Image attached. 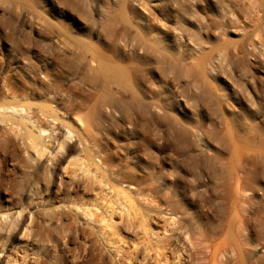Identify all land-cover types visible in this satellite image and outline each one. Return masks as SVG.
I'll return each mask as SVG.
<instances>
[{
  "label": "rangeland",
  "instance_id": "rangeland-1",
  "mask_svg": "<svg viewBox=\"0 0 264 264\" xmlns=\"http://www.w3.org/2000/svg\"><path fill=\"white\" fill-rule=\"evenodd\" d=\"M116 49H136L142 80L121 75L159 116L157 148L141 133L149 118L96 115L86 96L91 64L129 66ZM1 76L19 101L29 82L48 132L26 160L22 131L0 121V158L16 167L0 182V221L22 213L16 237L0 227V264H73L91 248L107 264H264V0H0ZM23 163L39 183L28 190L16 186ZM105 204L113 229L82 212Z\"/></svg>",
  "mask_w": 264,
  "mask_h": 264
},
{
  "label": "bare ground",
  "instance_id": "bare-ground-1",
  "mask_svg": "<svg viewBox=\"0 0 264 264\" xmlns=\"http://www.w3.org/2000/svg\"><path fill=\"white\" fill-rule=\"evenodd\" d=\"M128 48V47H127ZM134 48V46H133ZM132 48V49H133ZM80 49V48H79ZM136 50V49H134ZM132 50L131 52L129 51L128 53H122V50L121 49H116L115 52H117V56L120 55L121 59L130 63L129 66L127 67H121V66H115V67H112V66H106V65H103V64H99L97 66H92V64L90 65V70L93 71V73H89L87 70V72H85V75H87L86 73H89L91 74V79H90V82L92 84V87H93V92L88 91L86 92V96H96V103L94 104L93 106V109H94V113L96 115H104L102 114V112L105 110L106 114H108L109 116L112 115L113 111H119L121 112V117L126 120H130V121H136V122H140L142 121L143 119L147 120V118H149V124L146 125L145 127H142L140 130H141V133H143V135L146 136L147 138V145L148 146H151L153 148H157L158 144H157V141L159 139V136H160V132L157 128V124H158V121H159V116L157 114L156 111H153V105L151 104L150 106L147 105L145 102H143V99L140 98L137 94L133 93L131 90H130V84L127 82V80L124 78V73L126 74V72L130 73L132 75V77H134L136 75V78L139 80H142V70L139 68V66H137V64H135V61H136V53L135 51ZM125 51V50H124ZM127 51V50H126ZM73 52V51H72ZM76 53V50L74 51ZM78 53V52H77ZM76 53V54H77ZM85 53V52H84ZM72 54V53H71ZM69 54V55H71ZM74 54V55H76ZM86 54V53H85ZM145 54V52H144ZM142 54V56L144 55ZM67 55V56H69ZM73 55V57H74ZM148 55V54H146ZM72 56V55H71ZM69 56V57H71ZM82 56V55H81ZM80 56V57H81ZM86 56V55H85ZM84 56V57H85ZM145 56V55H144ZM150 57V55H148ZM147 56V57H148ZM64 57V56H62ZM70 58L71 61L74 59V58ZM76 57V56H75ZM79 57V56H78ZM68 58V57H66ZM64 58V59H66ZM77 58V57H76ZM75 58V60H76ZM144 58V57H143ZM80 59H83L82 57ZM87 59V58H86ZM85 59V60H86ZM138 59V58H137ZM68 60V59H66ZM70 61V60H69ZM81 61V60H80ZM138 61V60H137ZM74 62V61H73ZM73 62H70V63H73ZM83 63V61H81ZM68 64V65H71V64ZM80 63L79 62V58H78V62L77 64ZM76 64V65H77ZM81 66V64H79ZM78 65V66H79ZM85 65V64H84ZM73 68L74 67H77L74 65H72ZM79 66V67H80ZM83 66V64H82ZM81 66V67H82ZM6 67H2V69H4ZM83 68V67H82ZM86 68V67H85ZM40 69L45 73L46 72V66L44 64H40ZM81 70V68H80ZM84 71V70H82ZM8 72L12 73L13 70L12 69H8ZM50 73V72H49ZM123 73V75H121ZM47 74V73H46ZM83 74V73H82ZM45 75V74H44ZM84 75V76H85ZM134 75V76H133ZM13 77L15 80H17V75L13 74ZM33 78V77H32ZM45 78V77H44ZM88 78H90L88 76ZM46 79V78H45ZM0 80L3 82L2 84V87H3V90H0V99H1V105H0V121L5 123L8 128L6 130H8V132H15V135H16V131H22V137L19 136L20 138H23L25 140V142L23 144H25L26 146V150L25 151H22L24 152V158L27 160L30 159L31 155L30 153L28 152V149L31 148L32 146H34V148L36 146H38L39 144L36 142V141H40V140H43V136L42 134L44 133H47V128H45V121L42 119V118H35L36 116L34 115V111H33V107H32V104L29 102V99L31 97V95H34V90L32 89L31 85L29 84V82L27 80H22L20 81L21 83V101H19L18 99H16L15 97H19L17 95V92L19 90L18 87H17V84L12 80V79H5L3 78L2 76L0 77ZM89 82V83H90ZM76 86V85H75ZM35 87V86H34ZM76 88V87H75ZM80 89V87H79ZM73 90V89H72ZM156 90V89H155ZM154 90V91H155ZM55 91V90H54ZM74 91H76L74 89ZM157 92V91H155ZM48 93H49V88L47 86V84L45 82H40V92H38L37 94H39V97L40 98H47L48 97ZM53 94V93H52ZM57 95V94H56ZM85 95V94H84ZM53 96V95H51ZM157 94L153 92V97H156ZM55 97V96H54ZM53 97V98H54ZM39 98V99H40ZM55 99V98H54ZM57 99V98H56ZM43 101V100H42ZM47 101V100H46ZM51 102V101H50ZM54 103V102H53ZM70 105L66 108H68L69 111H71L72 113L75 111V109H77L78 107V104L76 103V101H72L69 102ZM55 104V103H54ZM42 107H46L48 108V105L47 106H43L41 105ZM80 106H82V104H80ZM35 108V107H34ZM49 108H52L51 106ZM48 108V109H49ZM64 108V109H66ZM38 109V108H37ZM36 109V110H37ZM41 113L40 115H44V117H46V114L45 113H48L49 111L45 110L44 108L40 109ZM50 110V109H49ZM52 110V109H51ZM56 110V109H55ZM74 110V111H73ZM66 111V110H65ZM51 112V111H50ZM55 112V111H54ZM52 112V113H54ZM68 112V111H66ZM51 113V114H52ZM50 114V113H49ZM39 115V116H40ZM57 115V114H56ZM38 116V117H39ZM49 116V115H48ZM52 116V115H51ZM54 116V114H53ZM56 117V116H55ZM51 118V117H49ZM47 119V118H46ZM45 119V120H46ZM57 120V119H56ZM55 121V120H54ZM54 124V123H53ZM5 126V125H4ZM20 128V129H19ZM5 130V132H6ZM19 131V133H20ZM34 132H37L38 134L35 135L36 133ZM67 135L69 136L70 134H72V131L70 129L67 128ZM4 134V133H3ZM52 135V134H51ZM2 137V136H1ZM18 137V138H19ZM55 138V137H54ZM52 138L53 140H51L52 144L55 143V139ZM67 138V137H66ZM13 142V141H12ZM46 142V141H45ZM20 143V142H19ZM65 143H68L67 141ZM65 143H62V144H65ZM13 144V143H12ZM56 144V143H55ZM61 144V145H62ZM70 145V143H68ZM60 145V146H61ZM66 146V145H65ZM64 146V147H65ZM71 146V145H70ZM69 146V147H70ZM10 147V146H9ZM19 147V146H18ZM39 147V146H38ZM62 147V146H61ZM13 148V147H12ZM19 149V148H18ZM25 149V147H24ZM46 149V148H44ZM17 150V149H15ZM52 150V149H51ZM64 150V148H63ZM61 149V151H63ZM14 151V150H12ZM18 151V150H17ZM37 151V150H36ZM46 151V150H45ZM50 151V150H49ZM57 151V149H56ZM59 152V151H58ZM38 153V151H37ZM45 153V152H44ZM18 154V153H16ZM23 154V153H22ZM43 154V153H42ZM48 154H50L48 152ZM53 154V153H51ZM58 154V153H57ZM10 155V154H8ZM20 155V154H19ZM38 155V154H37ZM40 155V153H39ZM44 155V154H43ZM43 155H40V156H43ZM3 156V155H2ZM12 156V155H11ZM16 156V155H15ZM1 157V156H0ZM55 157V156H54ZM57 157V156H56ZM40 158V157H39ZM43 158V157H42ZM52 158V157H51ZM14 159V158H13ZM18 159V158H17ZM24 160V159H23ZM54 160V159H53ZM56 160V159H55ZM54 160V161H55ZM59 160V159H57ZM56 160V162H57ZM33 161V160H32ZM40 161V160H39ZM60 161V160H59ZM58 161V162H59ZM52 162V161H51ZM11 163V162H10ZM4 164V160H3V157L0 158V182L3 183V182H7L9 181V178H10V174L14 172V168L10 169V170H6L3 166ZM39 164V162H38ZM44 164V163H43ZM58 164V163H56ZM45 165V164H44ZM9 166V165H8ZM29 166V165H28ZM28 166L26 164L23 163V167L26 168L25 170V176L24 178H21L22 179V182L20 180V183H16V186H19L21 187L23 190H28L30 188V186L32 187L31 183V177H32V173L28 170ZM36 166V165H35ZM57 166V165H55ZM32 167V166H31ZM30 167V168H31ZM52 167V166H51ZM54 167V165H53ZM44 168V167H42ZM56 168V167H55ZM38 169V168H37ZM36 169V170H37ZM53 169V168H52ZM57 169V168H56ZM35 170V169H34ZM54 170V169H53ZM38 171V170H37ZM43 171H46V170H43ZM47 171L49 172V170L47 169ZM47 172V173H48ZM51 172H54V171H50L49 173L51 174ZM47 173H43V174H47ZM119 173V170L116 172V175ZM41 174V172L39 173V175ZM53 174V173H52ZM42 175V174H41ZM49 175V174H48ZM47 175V176H48ZM128 175H132V174H128ZM16 176V175H15ZM45 176L44 178H47V181H48V178ZM50 176V175H49ZM53 176V175H51ZM14 177V176H13ZM55 176H53L54 178ZM110 177V176H109ZM39 179V177H38ZM37 179V180H38ZM51 179V178H50ZM55 179V178H54ZM46 180V179H44ZM43 180V181H44ZM52 180V179H51ZM42 181V180H41ZM39 181V182H41ZM42 181V182H43ZM62 181V180H61ZM13 182V181H12ZM41 182V183H42ZM53 182V181H51ZM11 183V182H10ZM35 184H38L39 183L37 182H34ZM48 183V182H47ZM63 183V182H62ZM125 183V181H121L120 184H123ZM12 184V183H11ZM10 184V185H11ZM50 184V182L48 183ZM1 185V184H0ZM9 185V184H8ZM43 185V184H42ZM52 185V184H51ZM3 186V185H2ZM0 186V187H2ZM15 186V187H16ZM89 186V185H88ZM91 187V186H89ZM18 188V187H17ZM88 188V187H87ZM12 189V188H10ZM16 189V188H15ZM3 190V189H2ZM20 191V190H19ZM125 190H116V192L118 194H123ZM10 192V190H9ZM16 208V207H15ZM9 209V208H8ZM14 209V208H13ZM25 210V209H24ZM85 210V211H84ZM82 212H84V214L88 217L89 221L91 222H96L98 224H101V223H104L106 224V226L108 227V229H113L115 228V225L113 223H111V218L110 220L107 219L108 215L104 216V212H114L115 209L111 206H107V204L105 205H102L101 207L98 208V206L95 205V208L94 209H90V208H87L84 209ZM105 210V211H104ZM23 212V211H22ZM13 213V212H12ZM9 214V213H8ZM6 215V213L4 214ZM11 216H13L12 214H10ZM17 215V214H16ZM22 215V213H18L17 217L14 218V220H10L9 223H4L2 220L0 221V227H9L10 228V234L5 236V237H9V238H13V237H16V232L15 230H17L18 228V225H19V222H20V216ZM9 216V215H8ZM110 216V215H109ZM14 217V216H13ZM24 217V216H22ZM22 219V218H21ZM24 219V218H23ZM21 223V222H20ZM30 225V224H29ZM22 226V225H20ZM24 227V225H23ZM30 227V226H29ZM28 226H26V230L29 229ZM15 228V230H14ZM4 230V228H3ZM8 230V229H7ZM20 231V229H19ZM18 236V234H17ZM1 237V235H0ZM62 258V257H61ZM64 258V257H63ZM40 259V258H39ZM50 261V260H49ZM48 259L44 258L42 260V263L41 264H54L55 262L51 263L49 262ZM69 261V260H68ZM73 264H107V261L105 260V258L102 256V255H98L97 253H95V251L91 248V249H88L86 254L79 257L78 260L77 259H73ZM154 262L156 263H161V264H169V259L167 257H161V259H158V258H155L154 259ZM58 263V262H57ZM33 264H37V261L35 260V263ZM60 264H67V260L66 258L62 259L61 260V263ZM126 264H138L137 262V258L135 256L132 255V257L126 262ZM151 264V263H149Z\"/></svg>",
  "mask_w": 264,
  "mask_h": 264
}]
</instances>
